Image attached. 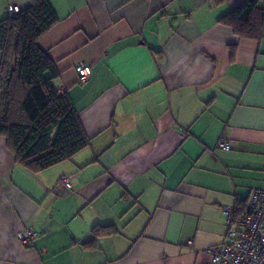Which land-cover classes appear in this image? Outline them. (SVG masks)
I'll return each mask as SVG.
<instances>
[{
  "label": "crops",
  "instance_id": "crops-1",
  "mask_svg": "<svg viewBox=\"0 0 264 264\" xmlns=\"http://www.w3.org/2000/svg\"><path fill=\"white\" fill-rule=\"evenodd\" d=\"M244 1H49L38 45L89 144L33 173L0 137V264H209L224 209L264 190V21L256 40L220 22ZM96 227L114 232L86 245Z\"/></svg>",
  "mask_w": 264,
  "mask_h": 264
},
{
  "label": "trees",
  "instance_id": "trees-1",
  "mask_svg": "<svg viewBox=\"0 0 264 264\" xmlns=\"http://www.w3.org/2000/svg\"><path fill=\"white\" fill-rule=\"evenodd\" d=\"M49 1L28 0L15 14L7 12L9 5L0 20V137L14 162L33 173L70 160L89 144L69 95L56 85L54 61L38 45L59 21ZM260 1L245 0L220 22L239 38L259 39L264 21ZM247 209L248 204H238L234 217ZM113 232L96 227L86 245Z\"/></svg>",
  "mask_w": 264,
  "mask_h": 264
},
{
  "label": "built area",
  "instance_id": "built-area-1",
  "mask_svg": "<svg viewBox=\"0 0 264 264\" xmlns=\"http://www.w3.org/2000/svg\"><path fill=\"white\" fill-rule=\"evenodd\" d=\"M9 14L19 12L17 6L7 8ZM78 84H85L91 76V66L80 63L75 67ZM62 91V90H61ZM186 134H182L184 139ZM217 147L230 151L231 144L223 138L217 142ZM58 186L66 191L72 190L70 177H61ZM227 228L226 236L221 244L208 251L209 264H264V190L251 192L248 209L240 218L234 217L233 210L225 208ZM39 236L31 228L24 229L17 234L19 243L28 247Z\"/></svg>",
  "mask_w": 264,
  "mask_h": 264
},
{
  "label": "rangeland",
  "instance_id": "rangeland-1",
  "mask_svg": "<svg viewBox=\"0 0 264 264\" xmlns=\"http://www.w3.org/2000/svg\"><path fill=\"white\" fill-rule=\"evenodd\" d=\"M17 2L18 4H22V2L27 0H0V20L6 17V8L8 7L9 3Z\"/></svg>",
  "mask_w": 264,
  "mask_h": 264
}]
</instances>
